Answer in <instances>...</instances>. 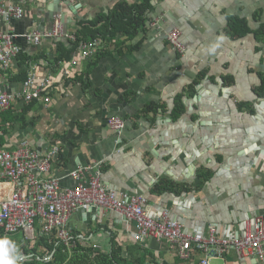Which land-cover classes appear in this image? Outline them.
<instances>
[{
    "label": "crops",
    "instance_id": "obj_1",
    "mask_svg": "<svg viewBox=\"0 0 264 264\" xmlns=\"http://www.w3.org/2000/svg\"><path fill=\"white\" fill-rule=\"evenodd\" d=\"M120 1L0 0L24 11L21 19H0V30L41 35L38 45L14 40L31 63L15 62L2 76L5 89L19 91L23 72L34 75L35 85L47 82L40 100H16L0 114L1 147L13 151L26 141L41 154L57 148L44 178L58 180L60 190L75 187L71 172L91 168L85 180L99 171L118 199L143 194L152 217L166 213L186 233L214 227L219 236L242 237L256 218L264 219V0H151L144 31L98 37L95 54L83 57L78 48L69 61L53 62L59 43L72 48L78 24L107 15ZM59 12L62 35L50 38ZM244 28L247 33L234 34ZM173 29L183 55L165 39ZM177 96L181 112L172 117ZM151 102L156 112L144 113ZM114 117L123 121L120 134L106 124ZM159 184L165 189L153 192ZM12 189L1 183L0 199ZM97 210L71 215L68 228L78 245L107 253L112 232L125 258L148 253L157 264L204 259L192 252L181 260L166 241L133 242V228L119 214ZM11 244L17 256H32L24 252L33 246L24 237ZM209 264L264 263L228 250Z\"/></svg>",
    "mask_w": 264,
    "mask_h": 264
},
{
    "label": "built area",
    "instance_id": "obj_2",
    "mask_svg": "<svg viewBox=\"0 0 264 264\" xmlns=\"http://www.w3.org/2000/svg\"><path fill=\"white\" fill-rule=\"evenodd\" d=\"M12 15L21 17L23 12L12 6H0V16L5 20ZM54 21V29L49 33V37L59 38L62 35V24L59 18ZM164 35L172 50L181 55L185 53L186 48L180 41L179 31L173 29L164 32ZM19 37L25 38L33 45H38L41 39L38 33L26 36L0 32V70L4 71L15 63L21 50L12 45V41ZM99 47L98 39L82 43L79 47L80 55L86 57L95 54ZM46 85L47 82L35 85L34 75L28 73L20 93L6 92L0 79V114L8 110L16 98L26 102L32 99L40 100ZM43 100L48 101L46 96ZM107 126L116 134H120L123 121L118 117L110 118L107 120ZM2 136L0 128V142ZM57 155L58 149L55 147L41 154L31 149L26 141H21L13 151L0 145V181L13 185L9 195L0 199V240L7 239L11 244V236L22 233L24 242L28 245L40 237L52 236L59 244L62 243L71 250L76 247L77 241L67 232L70 216L93 205L120 214L125 222L131 223L133 242L166 241L172 249L177 250L181 260H188L192 252H199L204 256L201 264H209L210 260L222 259L228 250H234L242 257L252 256L258 262L264 263L262 217L256 218L253 229H247L242 237L219 236L214 227H209L205 233H186L177 222L170 220L166 213L157 218L152 217L145 209L147 199L143 194L134 193L124 199H118L115 191L109 190L100 182L99 171L85 180L83 173L90 168L77 169L70 173V177L76 182L75 187L60 190L58 180L44 178ZM80 174L83 181L78 180ZM16 254L18 255L17 248ZM9 255L12 256L13 253L10 252ZM17 255L16 258L20 261L32 257ZM49 259L50 256L44 260Z\"/></svg>",
    "mask_w": 264,
    "mask_h": 264
},
{
    "label": "trees",
    "instance_id": "obj_3",
    "mask_svg": "<svg viewBox=\"0 0 264 264\" xmlns=\"http://www.w3.org/2000/svg\"><path fill=\"white\" fill-rule=\"evenodd\" d=\"M151 9V0H137L131 5L127 4L124 0L120 1L107 15L98 16L88 23L78 24L79 28L74 33L72 48L66 50L59 43L57 48L58 53L57 56L54 57L53 62L57 64L69 61L70 55L86 41H91L98 37L112 40L115 39L118 34L132 37L133 35L144 31L146 14ZM247 31L248 30L244 28L241 31H234V34L239 36L247 33ZM42 59H45L44 55H42ZM15 62L18 65L28 66V68L31 63L30 58L21 55V53L17 55ZM26 78L27 72H23L18 77V81L23 83ZM157 108L158 105L151 102L144 107L143 112L147 114L155 113ZM180 112V96H177L175 98V109L172 112V117L177 116ZM164 189L165 188L161 187L159 184L156 185L153 192L159 193ZM104 231L107 232L106 227L104 228ZM110 236V246L107 253L95 252L93 247L89 245L80 246L78 244L73 249L68 250L62 243L59 244L57 242L58 240L52 236L47 238L43 236L34 241L35 243L31 249L24 250L26 255L31 254L32 257L17 262L16 264H157L153 260L148 259V253L136 257L131 256L130 258H125L122 254V249L116 243L115 236L112 232ZM76 241L78 240L76 239ZM39 248L45 250V255L38 254L37 250ZM49 256L50 259L45 261L44 259Z\"/></svg>",
    "mask_w": 264,
    "mask_h": 264
},
{
    "label": "rangeland",
    "instance_id": "obj_4",
    "mask_svg": "<svg viewBox=\"0 0 264 264\" xmlns=\"http://www.w3.org/2000/svg\"><path fill=\"white\" fill-rule=\"evenodd\" d=\"M2 5H3L4 7L12 6V7H15V8H19V9H21L19 6L14 5V4H11V3H7V2H0V6H2ZM21 10H22V9H21ZM22 12H23V14H24V11H23V10H22ZM21 17H22V16H21ZM21 17H16V16L12 15V16H10L7 20H5L2 16H0V19H1L2 21L9 22L10 20H13V19H14V20L21 19ZM149 25H150V23H149ZM144 29H145V27H144ZM0 32H1L2 34H6V35H16V34H14V33H12V32H8V31L3 32L2 30H0ZM14 40H15V39H13V41H12V45L17 46V45L14 43ZM86 42H87V41H86ZM84 43H85V42H84ZM79 47H80V46H79ZM169 47H170V46H169ZM20 53H21V52H20ZM10 69H11V67L9 66V67H8L6 70H4V71L0 70L1 85H2L3 90H5L6 92H11V91H8V90L5 89L2 76H3L4 74H7L8 72H10ZM46 88H47V85L45 86V89H46ZM21 89H22V85H21L20 90L17 91V92H14V93H20V92H21ZM45 89H44V90H45ZM42 93H43V91L40 92V94H42ZM32 101H35V100L32 99V100L29 101V102H26V101H24V102H26V103H30V102H32ZM106 124H107V122H106ZM90 169H91V168H90ZM84 173H85V172H84ZM84 173H83V176H84ZM69 176H70V174H69ZM78 180L83 181V179H82V174L79 175ZM1 183H7V182L0 181V184H1ZM109 190H110V189H109ZM111 191H112V190H111ZM116 195H117V194H116ZM120 195H121V194H120ZM125 201H126V200H125ZM126 223H127V222H126ZM128 224L131 225V223H128ZM67 232H68V234H69L70 237H72V238H76V236L72 234L71 229L68 228V227H67ZM23 237H24V236L22 235V233H17V234H14V235L11 236V238H12L13 240H20V239H22Z\"/></svg>",
    "mask_w": 264,
    "mask_h": 264
},
{
    "label": "clouds",
    "instance_id": "obj_5",
    "mask_svg": "<svg viewBox=\"0 0 264 264\" xmlns=\"http://www.w3.org/2000/svg\"><path fill=\"white\" fill-rule=\"evenodd\" d=\"M13 253L12 256L9 254ZM16 248L14 244H10L7 239L0 240V264H15Z\"/></svg>",
    "mask_w": 264,
    "mask_h": 264
},
{
    "label": "bare ground",
    "instance_id": "obj_6",
    "mask_svg": "<svg viewBox=\"0 0 264 264\" xmlns=\"http://www.w3.org/2000/svg\"><path fill=\"white\" fill-rule=\"evenodd\" d=\"M59 17V16H58ZM61 18L59 17V22L61 23V20H60ZM54 24H55V21L53 22V29H54ZM62 24V23H61ZM174 51V50H173ZM175 52V51H174ZM16 100H19L20 101V99L19 98H16L11 104H13ZM100 173V172H99ZM99 179H100V177H99ZM92 208V207H95V208H97V209H99V210H105V209H103V208H99V207H96V206H93V205H90V206H88L87 208ZM106 211H110V210H106ZM77 212H80V211H76V212H74V213H77ZM74 213H72L71 215H73ZM120 215V214H119ZM121 216V215H120ZM70 218H71V216H70ZM121 218H122V216H121ZM123 219V218H122Z\"/></svg>",
    "mask_w": 264,
    "mask_h": 264
},
{
    "label": "water",
    "instance_id": "obj_7",
    "mask_svg": "<svg viewBox=\"0 0 264 264\" xmlns=\"http://www.w3.org/2000/svg\"><path fill=\"white\" fill-rule=\"evenodd\" d=\"M60 11H61V10H60ZM57 14H58V15H57ZM57 14H56V15L59 16V17L61 18V21H63V16H62L61 12H59V13H57ZM56 15H55V16H56ZM97 211H99V209H98ZM17 262H20V260H19V259H16L15 264H16Z\"/></svg>",
    "mask_w": 264,
    "mask_h": 264
}]
</instances>
